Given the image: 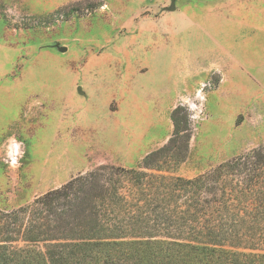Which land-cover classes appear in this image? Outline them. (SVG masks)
<instances>
[{
	"label": "rangeland",
	"instance_id": "obj_1",
	"mask_svg": "<svg viewBox=\"0 0 264 264\" xmlns=\"http://www.w3.org/2000/svg\"><path fill=\"white\" fill-rule=\"evenodd\" d=\"M178 105L192 139L168 176L264 143V0H0V210L139 166Z\"/></svg>",
	"mask_w": 264,
	"mask_h": 264
},
{
	"label": "trees",
	"instance_id": "obj_2",
	"mask_svg": "<svg viewBox=\"0 0 264 264\" xmlns=\"http://www.w3.org/2000/svg\"><path fill=\"white\" fill-rule=\"evenodd\" d=\"M167 144L139 166L100 165L11 211L0 264H264V143L195 178L191 113L171 112Z\"/></svg>",
	"mask_w": 264,
	"mask_h": 264
},
{
	"label": "water",
	"instance_id": "obj_3",
	"mask_svg": "<svg viewBox=\"0 0 264 264\" xmlns=\"http://www.w3.org/2000/svg\"><path fill=\"white\" fill-rule=\"evenodd\" d=\"M175 4H176V0H172V7L174 8L175 7ZM80 91V89H79Z\"/></svg>",
	"mask_w": 264,
	"mask_h": 264
},
{
	"label": "crops",
	"instance_id": "obj_4",
	"mask_svg": "<svg viewBox=\"0 0 264 264\" xmlns=\"http://www.w3.org/2000/svg\"><path fill=\"white\" fill-rule=\"evenodd\" d=\"M223 83H224V80H222V83H221L220 87L223 85ZM174 103H175V102H174ZM174 103H173V104H174Z\"/></svg>",
	"mask_w": 264,
	"mask_h": 264
},
{
	"label": "clouds",
	"instance_id": "obj_5",
	"mask_svg": "<svg viewBox=\"0 0 264 264\" xmlns=\"http://www.w3.org/2000/svg\"><path fill=\"white\" fill-rule=\"evenodd\" d=\"M192 107L194 108L195 106H194V105H192ZM17 147H19V146L17 145ZM13 163H15V161H13Z\"/></svg>",
	"mask_w": 264,
	"mask_h": 264
},
{
	"label": "bare ground",
	"instance_id": "obj_6",
	"mask_svg": "<svg viewBox=\"0 0 264 264\" xmlns=\"http://www.w3.org/2000/svg\"><path fill=\"white\" fill-rule=\"evenodd\" d=\"M12 148V150H14V148L13 147H11Z\"/></svg>",
	"mask_w": 264,
	"mask_h": 264
}]
</instances>
